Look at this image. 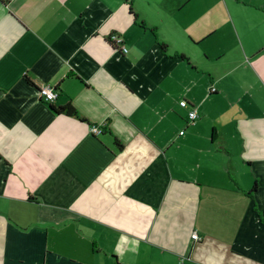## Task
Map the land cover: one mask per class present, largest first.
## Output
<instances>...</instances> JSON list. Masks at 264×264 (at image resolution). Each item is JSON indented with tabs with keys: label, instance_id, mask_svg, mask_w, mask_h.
I'll use <instances>...</instances> for the list:
<instances>
[{
	"label": "crops",
	"instance_id": "crops-1",
	"mask_svg": "<svg viewBox=\"0 0 264 264\" xmlns=\"http://www.w3.org/2000/svg\"><path fill=\"white\" fill-rule=\"evenodd\" d=\"M0 264H264V0H0Z\"/></svg>",
	"mask_w": 264,
	"mask_h": 264
},
{
	"label": "built area",
	"instance_id": "built-area-1",
	"mask_svg": "<svg viewBox=\"0 0 264 264\" xmlns=\"http://www.w3.org/2000/svg\"><path fill=\"white\" fill-rule=\"evenodd\" d=\"M111 42L112 44H114L117 48H121V50L124 52V53H127L128 49L124 46V42H123V39L118 36V35H112L111 36ZM216 91V89L214 87H211L210 88V92L211 93H214ZM39 96L42 100H44L45 102H48V103H53L57 97H58V92L56 90L55 87L51 86V85H44V86H41L39 88ZM180 106L182 108H185L187 109L189 107V103L186 101V100H183L180 102ZM188 117H189V124L190 125H193L195 124V122L197 121V119L199 118V115H198V111L196 108H191L189 111H188ZM91 132L92 134L94 135H101L104 131L101 127V125H93L91 127ZM184 132L182 131L181 134H183ZM191 239L195 242V241H199V235L197 234V232H194L192 233L191 235Z\"/></svg>",
	"mask_w": 264,
	"mask_h": 264
},
{
	"label": "trees",
	"instance_id": "trees-1",
	"mask_svg": "<svg viewBox=\"0 0 264 264\" xmlns=\"http://www.w3.org/2000/svg\"><path fill=\"white\" fill-rule=\"evenodd\" d=\"M110 40H111V38H110ZM54 110L57 112V113H64V114H66V115H68V116H75V117H80L79 116V113L77 112V110L75 109V107L72 105V104H67V105H65V106H61V107H59L58 109H55L54 108ZM256 187H257V184H255V186H254V188H253V190H255L256 189Z\"/></svg>",
	"mask_w": 264,
	"mask_h": 264
}]
</instances>
